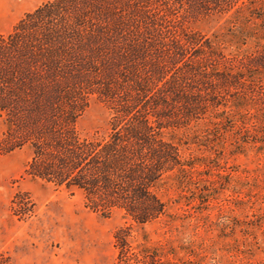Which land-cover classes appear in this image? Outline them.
Returning <instances> with one entry per match:
<instances>
[{
	"label": "trees",
	"instance_id": "16d2710c",
	"mask_svg": "<svg viewBox=\"0 0 264 264\" xmlns=\"http://www.w3.org/2000/svg\"><path fill=\"white\" fill-rule=\"evenodd\" d=\"M263 4L47 0L0 33V151L27 145L26 175L81 190L86 206L104 217L121 211L130 222L113 234L116 264H160L134 228L164 214L159 184L190 166L164 132L213 119L228 126L230 108L249 99L235 95L246 81L242 72H264V47L245 59L226 55L184 25L255 14L254 5ZM257 88L264 91V83ZM90 98L110 114L105 137L82 138L76 129ZM0 264L14 263L0 253Z\"/></svg>",
	"mask_w": 264,
	"mask_h": 264
},
{
	"label": "rangeland",
	"instance_id": "374dc122",
	"mask_svg": "<svg viewBox=\"0 0 264 264\" xmlns=\"http://www.w3.org/2000/svg\"><path fill=\"white\" fill-rule=\"evenodd\" d=\"M46 1L0 0V33ZM254 9L184 27L226 55L249 58L264 47V4ZM242 74L246 81L235 95L248 93L249 99L230 108L228 126L213 119L163 134L190 166L159 184L164 214L134 228L160 264H264V91L257 88L264 72L246 68ZM109 118L106 107L90 98L76 122L79 136L105 137ZM5 128L0 118V142ZM31 156L27 145L0 151V253L14 264H116L113 234L130 221L119 210L100 215L86 206L81 190L26 175ZM18 203L26 206L18 209Z\"/></svg>",
	"mask_w": 264,
	"mask_h": 264
}]
</instances>
